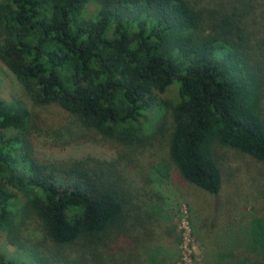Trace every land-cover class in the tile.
I'll return each instance as SVG.
<instances>
[{"label":"trees","instance_id":"1","mask_svg":"<svg viewBox=\"0 0 264 264\" xmlns=\"http://www.w3.org/2000/svg\"><path fill=\"white\" fill-rule=\"evenodd\" d=\"M0 62L22 87L0 98V237L25 257L0 264H171L152 246L168 220L152 151L210 195L218 147L264 163V0H0ZM48 106L74 120L66 139L115 158L37 160L32 110ZM262 216L202 264H264Z\"/></svg>","mask_w":264,"mask_h":264},{"label":"rangeland","instance_id":"2","mask_svg":"<svg viewBox=\"0 0 264 264\" xmlns=\"http://www.w3.org/2000/svg\"><path fill=\"white\" fill-rule=\"evenodd\" d=\"M94 5L88 7L95 10ZM176 85V83H175ZM173 85L165 100H176ZM22 97V87L14 75L0 62V98L5 101ZM264 109V99H263ZM30 143L34 157L42 162L66 161L92 157L112 160L117 155L116 145L109 141L83 142L68 140L64 128L74 120L56 106L35 107ZM169 112L165 129L169 133ZM148 157L153 161L152 178L155 188L164 196V212L168 219L165 231L153 241L155 249H170L174 256L171 264H202L205 255L215 256L221 252L218 235H224L235 223L251 221L264 215V163L257 162L234 150L219 148L215 158L221 169L222 186L217 195H210L185 182L175 167L152 151ZM163 160V161H162ZM27 237L40 238L41 233L29 228ZM0 251L10 258L24 259L10 246L4 236L0 237Z\"/></svg>","mask_w":264,"mask_h":264}]
</instances>
